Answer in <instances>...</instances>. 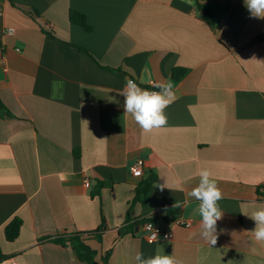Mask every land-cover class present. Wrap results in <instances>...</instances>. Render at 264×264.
I'll list each match as a JSON object with an SVG mask.
<instances>
[{"label": "crops", "instance_id": "0c3cea01", "mask_svg": "<svg viewBox=\"0 0 264 264\" xmlns=\"http://www.w3.org/2000/svg\"><path fill=\"white\" fill-rule=\"evenodd\" d=\"M70 10L92 30L71 23ZM176 68L187 70L179 81ZM126 79L149 91L171 82L165 126L145 133L124 114ZM138 163L141 177L132 174ZM205 168L223 193L214 245L201 235L199 201L173 207ZM150 172L148 202L132 204ZM260 205L264 19L244 0H0L1 257L86 264L69 239H51L95 231L104 218L101 241H87L98 264H136L138 252L183 264H264L247 216ZM177 209L191 227L166 222ZM16 217L23 225L9 242L5 227ZM144 217H163L172 237L149 242L143 223L134 225Z\"/></svg>", "mask_w": 264, "mask_h": 264}, {"label": "clouds", "instance_id": "9594fccd", "mask_svg": "<svg viewBox=\"0 0 264 264\" xmlns=\"http://www.w3.org/2000/svg\"><path fill=\"white\" fill-rule=\"evenodd\" d=\"M245 7L252 18L264 19V0H244ZM147 71V69H145ZM159 91H149L141 88L134 80L126 79L121 95L124 97V114L131 115L134 121L145 133L159 129L167 124L165 109L176 99L171 82H161L155 85ZM199 184L186 193L183 202L176 201L174 208L187 207L190 199L199 201L198 212L201 216V235L211 245L216 243V225L222 218L218 201L223 199V193L216 181L211 178L212 174L208 169H201L198 172ZM161 189L165 187L160 186ZM249 216L255 222V228L251 231L254 240L264 244V205L251 213ZM136 264H183L182 260L172 255H155L144 258L137 253Z\"/></svg>", "mask_w": 264, "mask_h": 264}, {"label": "trees", "instance_id": "16d2710c", "mask_svg": "<svg viewBox=\"0 0 264 264\" xmlns=\"http://www.w3.org/2000/svg\"><path fill=\"white\" fill-rule=\"evenodd\" d=\"M69 20L71 23L81 26L86 31L90 32L92 30V26L88 23L87 16L83 13H80L75 10H70L69 12ZM187 70L183 68H176L172 72V78L175 81L181 80L186 75ZM5 107L1 104V111L3 112ZM74 154L79 157L80 153L79 150L74 151ZM156 182V175L153 172H150L146 178H144L137 186L136 188V196L134 198V201L132 204H135L137 202L142 203L145 205L148 202L149 199V193L152 187L154 186ZM102 186V185H101ZM100 186V187H101ZM175 214L179 213V209L174 211ZM173 211H169V215L165 216L169 219V217L172 215ZM179 215V214H177ZM163 217H155L152 218V220H162ZM131 220V215L128 213L126 221L129 222ZM148 219L142 218L138 219V221H135L134 225L144 224ZM23 222L20 218L16 217L12 221H10L6 227H5V238L9 242L15 241L19 235L22 228ZM132 228L133 225H130ZM129 227V228H130ZM135 227V226H134ZM107 225L105 222V219H102V223L99 226V228L95 231L90 232H81L76 233L72 235L67 236H60L51 239L52 241L56 243H60L62 245H66L67 240L69 239L71 243L74 245V248L76 249L78 259L86 264H98L96 262V256L97 252L93 250L88 244L87 241L96 238L101 241L102 234L106 231ZM107 257V256H106ZM103 264H108L107 258H103Z\"/></svg>", "mask_w": 264, "mask_h": 264}, {"label": "built area", "instance_id": "2783aa9c", "mask_svg": "<svg viewBox=\"0 0 264 264\" xmlns=\"http://www.w3.org/2000/svg\"><path fill=\"white\" fill-rule=\"evenodd\" d=\"M9 31H12L10 29ZM155 87V86H153ZM152 91H159L158 89H153ZM132 174L135 177H141L143 175V169L140 163L136 164L132 169ZM90 180L86 178L84 183L86 186H89ZM167 223H171L177 226H183L189 228L192 226V220L184 219L182 216H177L172 220L166 221ZM142 229L145 232V238L149 242H155L162 237H172V234L165 231L160 221L152 220V218L148 219L142 226ZM0 264H17V261L14 257H1L0 256Z\"/></svg>", "mask_w": 264, "mask_h": 264}]
</instances>
